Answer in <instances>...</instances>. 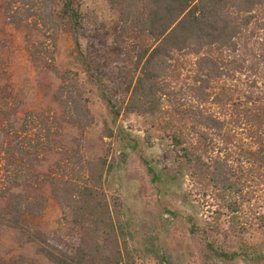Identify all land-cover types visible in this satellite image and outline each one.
<instances>
[{"label":"trees","instance_id":"obj_1","mask_svg":"<svg viewBox=\"0 0 264 264\" xmlns=\"http://www.w3.org/2000/svg\"><path fill=\"white\" fill-rule=\"evenodd\" d=\"M108 1L119 15L112 46L121 51L127 39H134L131 50L126 51L131 64L123 67L122 97L116 102L104 95L110 112L115 117L122 111L136 113L163 130L170 129L167 135L175 147L176 166L193 167L208 176V189L221 200L238 245L226 250L220 244L222 230L216 220L208 229V247L214 255L263 261L264 0ZM3 13L20 28L48 32L68 23L74 32L83 29L74 0H5ZM179 56L194 59L191 82L185 87L191 103L187 114L176 106L169 109L176 105L173 97L183 91L167 81ZM65 83L56 96L66 122L87 125L90 113L86 104ZM173 112L180 115L182 125L174 124ZM8 126L12 136L0 141V236L9 227L26 231L38 252L54 264L130 262L129 218L120 197L108 195L102 187L105 164H83L76 150L64 148L65 164L57 160L45 170L37 169L34 161L43 159L38 152L48 154L50 146L38 142L41 145L31 151L34 144L27 125L22 138ZM192 135L197 141L193 142ZM49 137L48 131V144ZM201 140L206 149L198 145ZM144 162L152 180H160L162 172ZM45 187L60 204L62 219L76 228L68 238L57 229L31 230L22 224L24 217L43 213L48 202L42 193ZM36 189L39 192L33 193ZM251 230L260 232L258 243L250 244L243 237ZM0 264L22 262L0 258Z\"/></svg>","mask_w":264,"mask_h":264},{"label":"rangeland","instance_id":"obj_2","mask_svg":"<svg viewBox=\"0 0 264 264\" xmlns=\"http://www.w3.org/2000/svg\"><path fill=\"white\" fill-rule=\"evenodd\" d=\"M4 1L0 0V141L12 136L8 124L21 138L27 125L34 144L31 151L40 143L51 148L48 154L38 152V158L43 159L34 161L37 169L45 170L57 160L65 164L64 148L76 150L83 164H105L102 187L108 195L120 197L129 218L126 241L131 259L126 264H263L264 260L242 256L232 260L217 257L209 249L208 229L216 220L222 230L218 240L226 250L238 247L237 238L228 228L221 200L208 189V176L193 167L184 170L176 166L175 147L167 135L170 129L163 130L136 113L122 111L115 117L110 112L105 96L116 102L122 97L123 67L131 64L126 51L131 50L134 39H127L121 51L112 46L119 15L109 1L74 0L82 15L83 29L78 32L68 23L48 32L15 26L3 13ZM193 60L179 56L175 62L167 81L183 91L173 97L176 105L169 106L170 110L176 106L189 113L185 112L191 105L185 87L191 82ZM63 81L75 89L80 103L86 104L90 113L87 125L66 122L56 96ZM204 106L208 109V103ZM172 116L174 124L182 125L180 115L173 112ZM191 138L197 141L195 136ZM199 142L201 149H206L203 141ZM207 156L205 153L204 159ZM144 160L162 172L160 180H152ZM42 193L48 197L43 213L24 217L22 224L31 230L57 229L67 238L76 233V228L62 219V208L49 188H43ZM217 211L224 214L219 216ZM259 233L251 230L243 237L254 244L260 241ZM0 258L18 259L22 264H54L38 252L26 231L10 227L0 236Z\"/></svg>","mask_w":264,"mask_h":264}]
</instances>
